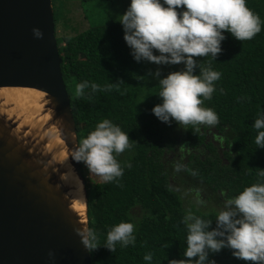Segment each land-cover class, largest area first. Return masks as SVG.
<instances>
[{
    "label": "trees",
    "instance_id": "obj_1",
    "mask_svg": "<svg viewBox=\"0 0 264 264\" xmlns=\"http://www.w3.org/2000/svg\"><path fill=\"white\" fill-rule=\"evenodd\" d=\"M52 1L62 74L71 100L78 140L99 120L107 118L127 132L131 143V148L117 157L132 164L131 168L124 169L118 183H104L89 177L87 168L81 163L87 177L89 227L97 232L99 243H103L107 229L113 224L123 220L135 226L134 244L125 248L117 245L114 252L98 247L90 252L91 263L148 264L142 257L149 251L153 254L151 264H167L169 259L183 258L186 229L181 219L186 208L183 197L172 190L175 187L170 178L175 175L172 171L174 164L166 159L167 154L192 150L190 162L182 170L186 171L185 176L195 171L196 175L188 177L212 191V208L191 206L204 219H215L222 191L232 196L245 186L264 182V177L257 175L258 169L264 170V148H257L254 143L256 132L251 127L258 110L264 108V0H245L246 6L262 22L260 32L252 39L237 41L225 32L222 51L214 61L211 57L195 58L202 62L201 66L221 73L215 84L223 88V94L214 92L210 100L203 101V106L212 108L218 115L213 138L214 141H224L223 156L220 155L223 148L217 147L216 150L209 145L206 148L209 154L200 148L208 145L201 129L194 132L189 127L186 139L179 144L168 132L170 125H163L151 113V108L160 103L155 96L157 81L150 74L157 67L147 61L137 63L132 59L122 39V27L115 20L127 8L129 0H80L82 8L83 4L96 3L109 5L112 11L113 6L112 15L96 22L93 12L86 13L89 27L76 35L62 37L57 36V25L61 18L64 19L65 6L70 0ZM168 68L176 71L183 65H168ZM160 69L162 76L168 74L164 67ZM198 73L199 70L195 69L194 74ZM82 80L95 82L101 87L112 83L113 87L92 94L86 89L85 95L77 97L75 84ZM186 178H180L183 183L178 187L191 188ZM135 209H141L139 219L134 218ZM210 227H215L214 221ZM231 251L224 248L218 253H210L209 259L215 264H249L234 258Z\"/></svg>",
    "mask_w": 264,
    "mask_h": 264
},
{
    "label": "clouds",
    "instance_id": "obj_2",
    "mask_svg": "<svg viewBox=\"0 0 264 264\" xmlns=\"http://www.w3.org/2000/svg\"><path fill=\"white\" fill-rule=\"evenodd\" d=\"M116 17V22L122 27V39L135 62L147 61L157 66L183 65L181 70L164 76L160 67L150 73L157 81L155 96L160 99V103L151 108V113L162 123L175 122L185 130L191 127L194 132L202 126L217 125L218 115L212 108L204 107L203 101L210 100L214 92L223 94V88L215 84L221 73L201 66L202 62L195 58L211 57L214 61L222 51L225 32L237 41L250 40L260 32L262 22L246 6L245 0H129L124 12ZM31 32L37 40L44 36L37 27H33ZM195 69L199 70L198 74H194ZM139 79L144 80L145 77ZM112 87V83L101 87L95 82L82 80L75 84V95H85L86 89L92 94ZM251 127L256 132L254 143L257 148H264V108L258 110ZM69 136L73 134L69 133ZM130 148L127 132L104 118L72 143L69 157L83 163L89 177L104 183H118L124 169L131 168L132 164L117 157ZM173 167L180 171L184 165L176 163ZM192 175L196 172L193 171ZM257 175L264 177V170L258 169ZM69 176L81 193L82 185L70 169L61 173L60 178L67 180ZM172 190L181 197L190 196L197 209L207 203L199 187H175ZM221 196L224 199L216 208L214 220L202 218L192 208L185 209L181 219L186 229L183 258L169 259L167 264H215L209 259V254L224 248L232 250L231 255L237 260L264 264V182L245 186L232 196L222 191ZM77 198L84 202L82 194ZM213 221L215 227H210ZM134 227L132 222L123 220L113 224L107 229L102 244L97 232L90 227L80 225L74 231L87 251L102 246L114 252L117 245L125 248L135 243ZM48 258L54 259L51 250ZM142 259L151 264L152 252H146Z\"/></svg>",
    "mask_w": 264,
    "mask_h": 264
},
{
    "label": "water",
    "instance_id": "obj_3",
    "mask_svg": "<svg viewBox=\"0 0 264 264\" xmlns=\"http://www.w3.org/2000/svg\"><path fill=\"white\" fill-rule=\"evenodd\" d=\"M61 65L53 1L0 0V90L40 91L45 118L24 124L0 98V264H92L74 231L89 227L88 199L81 163L69 157L78 136ZM69 169L82 185L83 214L74 208L76 188L60 178Z\"/></svg>",
    "mask_w": 264,
    "mask_h": 264
},
{
    "label": "rangeland",
    "instance_id": "obj_4",
    "mask_svg": "<svg viewBox=\"0 0 264 264\" xmlns=\"http://www.w3.org/2000/svg\"><path fill=\"white\" fill-rule=\"evenodd\" d=\"M83 8L86 12L83 10ZM83 8H82V5L80 3V0L67 1L66 6H65V11H64V19L61 18L60 22L57 25V36L58 37H62L65 35L73 36V35H76L82 31L86 30L89 27V21L86 18V13L89 14V12H91V13L93 12V17H94L93 20L96 22H99V21H102L104 19L109 18V16L112 15V11L114 9L112 6L111 7L112 11H111V9L109 8V5L103 6V5H97L96 3L83 4ZM89 18H90V20H92L91 16H89ZM155 54H157V53H155ZM153 65H155V64H153ZM155 66L156 67H164L166 69L165 70L166 73L173 71L172 69L168 68V65H163V66L155 65ZM14 97H16V96H14ZM14 97H12L11 99L19 107L14 108L12 110V113H13V111H15V112H17V114H20V113H18V110L19 111L21 110V112L23 111L22 113H24V108H21L25 104L22 101L23 100L22 97L20 99L14 98ZM163 125H166V124L163 123ZM169 125H170V127L168 129V132L171 133V137L175 138L179 144L181 141H184L186 139L187 130L180 128L175 122H171ZM200 129L205 132L206 141H207L206 144H208V145H206V147L202 146L200 148L203 149L207 154L210 153V152L208 153L206 151V148L209 145H213V147H215L216 150H217V147L219 149L223 148L222 150H220V155L223 156L224 149H225L224 141L220 140V139H217L216 141H214L213 136H214V134H216L214 128L208 127V126H206V127L202 126ZM203 131H202V133H203ZM219 140L222 142L219 143ZM178 150H180V149H178ZM191 156H192V150L188 151V152H186L185 150H181L180 152L177 151L176 153L171 152V153L167 154L166 159L170 160V162H172L173 164L181 163L184 165V163H185V165H184V167H185L190 162L189 160H190ZM201 157H203V156L201 155L200 158ZM211 157H213V155H211ZM172 171L175 173L174 177L170 178L171 183L173 184V187H178L179 183H183L180 180V178L187 177L186 179H188V181H190L189 183H190L191 188L192 187H199L200 189H202V197L207 202L204 206H202V208H204V209L212 208V197L210 195L212 193V191H210L206 185H204L202 183H198V182L194 181L193 178L188 177L189 175H192L191 171L189 173H187V174H189L187 176L184 175V173L186 172L184 170L175 171L174 167H173ZM219 197L221 198V202H222L224 197L221 196V193H219ZM183 200H184L185 208H191L192 205L195 206L193 204V202L191 201L190 196L183 197ZM133 214H134L135 219H139L141 216V209H135Z\"/></svg>",
    "mask_w": 264,
    "mask_h": 264
},
{
    "label": "bare ground",
    "instance_id": "obj_5",
    "mask_svg": "<svg viewBox=\"0 0 264 264\" xmlns=\"http://www.w3.org/2000/svg\"><path fill=\"white\" fill-rule=\"evenodd\" d=\"M14 96H16V97H14ZM43 96L44 95L40 91L30 89V88H6L3 90H0V98H3L6 103L7 102L13 103L16 107H19V106L16 105L11 98L14 97V98L20 99L22 97V99H23L22 101L25 104L23 107H21V108H24V113H22L23 111L21 112V110H20V117L22 119V123L31 124V126H33V125L38 126L39 124H41V122L45 121V118L39 114V112L43 108V105L39 101ZM51 131L55 132L54 129H52ZM49 133H50V131L47 132L46 134L48 135ZM56 143L61 144V141L59 140ZM64 157L67 159L66 154L64 155ZM71 172L76 177L75 173L73 171H71ZM63 181L76 188L75 190L72 191V194H73L74 200H75L74 208L83 214L85 211V204H84V202L81 201V199L77 198L80 196V194H82V196H83V192L79 193V191L77 190V185L74 182V180L71 178V176H69V178L67 180H63ZM80 185H81V183H80ZM83 199H84V196H83Z\"/></svg>",
    "mask_w": 264,
    "mask_h": 264
}]
</instances>
